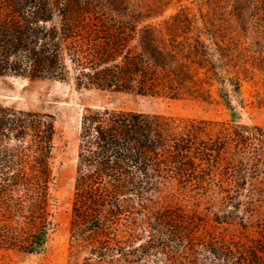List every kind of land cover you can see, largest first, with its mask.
Listing matches in <instances>:
<instances>
[{"label":"trees","instance_id":"1","mask_svg":"<svg viewBox=\"0 0 264 264\" xmlns=\"http://www.w3.org/2000/svg\"><path fill=\"white\" fill-rule=\"evenodd\" d=\"M0 0V75L223 99L231 119L97 107L82 117L71 218L78 263L264 264V126L231 90L264 86V0ZM50 112L0 106V249L38 253L54 227ZM214 201L197 212L163 200ZM234 232H238L237 235Z\"/></svg>","mask_w":264,"mask_h":264},{"label":"rangeland","instance_id":"2","mask_svg":"<svg viewBox=\"0 0 264 264\" xmlns=\"http://www.w3.org/2000/svg\"><path fill=\"white\" fill-rule=\"evenodd\" d=\"M107 2L109 0H99ZM203 0H165L166 15L176 12L181 5L199 13ZM233 106L238 122L264 126V86L245 82L241 91L231 90ZM0 106L18 110L50 112L54 114L58 134L54 153L55 183L54 227L45 247L38 253L0 249V264H89L84 259L71 261V218L75 192V176L81 121L89 108L109 107L134 109L173 116L231 119V110L218 94L213 100L195 97L172 98L161 94H141L133 91H118L80 87L73 79H32L19 75H0ZM163 205L181 207L188 213L197 212L204 221L199 232L204 235L216 233L231 236L233 231L213 222L211 210L215 202L208 200H163ZM239 235L238 232H234ZM153 256L142 264H155ZM96 264V263H90Z\"/></svg>","mask_w":264,"mask_h":264}]
</instances>
